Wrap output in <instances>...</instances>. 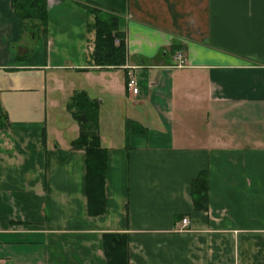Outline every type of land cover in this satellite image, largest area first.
I'll use <instances>...</instances> for the list:
<instances>
[{
    "label": "crops",
    "instance_id": "1",
    "mask_svg": "<svg viewBox=\"0 0 264 264\" xmlns=\"http://www.w3.org/2000/svg\"><path fill=\"white\" fill-rule=\"evenodd\" d=\"M88 1L117 12L120 65L95 63L80 1L45 0L35 32L0 0V264H108L105 232L128 264H264V0ZM80 93L105 149L99 212L72 145Z\"/></svg>",
    "mask_w": 264,
    "mask_h": 264
},
{
    "label": "trees",
    "instance_id": "2",
    "mask_svg": "<svg viewBox=\"0 0 264 264\" xmlns=\"http://www.w3.org/2000/svg\"><path fill=\"white\" fill-rule=\"evenodd\" d=\"M94 15V60L101 65L116 66L124 60L123 36L117 26V12L88 0H78ZM11 7L22 23L43 30L45 0H10ZM29 22V23H28ZM72 98V96H71ZM70 111L78 123V134L72 145L81 146L86 152L85 166L95 181L96 195L100 193L105 165V149L98 143L96 122V101L88 99L82 93L73 96L69 102ZM94 191V190H93ZM190 194L193 205L204 208L207 202V173L203 169L191 180ZM95 212L103 209V196L95 199ZM103 246L108 264H128L127 239L121 232H105Z\"/></svg>",
    "mask_w": 264,
    "mask_h": 264
},
{
    "label": "built area",
    "instance_id": "3",
    "mask_svg": "<svg viewBox=\"0 0 264 264\" xmlns=\"http://www.w3.org/2000/svg\"><path fill=\"white\" fill-rule=\"evenodd\" d=\"M173 59H174V62H173L174 65L180 66V65L184 64L183 55H182L180 50H176L174 52ZM124 67L126 68V70H125V76H126L125 87L130 93L135 94L137 92L136 80H135V77L133 75V68L135 66L125 64ZM180 220H181L182 225H185L187 223V217H185V216H182L180 218Z\"/></svg>",
    "mask_w": 264,
    "mask_h": 264
},
{
    "label": "rangeland",
    "instance_id": "4",
    "mask_svg": "<svg viewBox=\"0 0 264 264\" xmlns=\"http://www.w3.org/2000/svg\"><path fill=\"white\" fill-rule=\"evenodd\" d=\"M32 29H29V32H31ZM33 31V30H32ZM63 79H66L64 76H63Z\"/></svg>",
    "mask_w": 264,
    "mask_h": 264
}]
</instances>
